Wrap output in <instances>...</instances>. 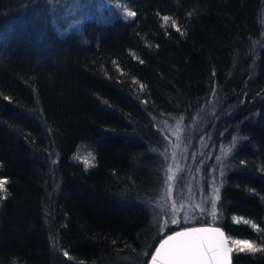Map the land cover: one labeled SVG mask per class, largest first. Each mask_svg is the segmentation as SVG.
<instances>
[{
  "label": "trees",
  "instance_id": "1",
  "mask_svg": "<svg viewBox=\"0 0 264 264\" xmlns=\"http://www.w3.org/2000/svg\"><path fill=\"white\" fill-rule=\"evenodd\" d=\"M80 3L0 0V264H147L205 223L232 264H264L233 244L264 249V0H113L73 22ZM169 123L194 136L195 164L222 162L223 185L215 220L158 234Z\"/></svg>",
  "mask_w": 264,
  "mask_h": 264
},
{
  "label": "rangeland",
  "instance_id": "2",
  "mask_svg": "<svg viewBox=\"0 0 264 264\" xmlns=\"http://www.w3.org/2000/svg\"><path fill=\"white\" fill-rule=\"evenodd\" d=\"M112 5L113 0H82L79 4L80 10L69 11L70 16L75 18L71 21L78 22L79 18L76 16L81 10H84L83 14H80L83 16L89 8L112 11ZM165 133L164 182L152 200L148 201L152 211V225L158 234L165 233L181 222L195 224L194 222L204 215L215 220L220 214L219 199L223 185L222 162L217 168L210 164L204 169L202 163L195 164L194 154L190 156L189 150L195 142L194 136L184 135L177 123H169ZM196 144L202 147L199 141H196ZM95 156V149L89 144H81L74 155L76 160L89 165L87 168L95 166ZM206 160L208 161L207 158ZM173 220L176 223H173Z\"/></svg>",
  "mask_w": 264,
  "mask_h": 264
},
{
  "label": "snow or ice",
  "instance_id": "3",
  "mask_svg": "<svg viewBox=\"0 0 264 264\" xmlns=\"http://www.w3.org/2000/svg\"><path fill=\"white\" fill-rule=\"evenodd\" d=\"M134 16V12H128ZM165 21L168 17L163 18ZM7 178H0V191H5L4 185ZM6 199V197H0ZM235 219V218H234ZM249 224L250 221L241 217L237 222ZM176 223L175 220L172 221ZM257 230V224H251ZM215 232L220 236L219 241L198 236V233ZM234 245L240 246V251L248 250L257 252L264 249L258 248L250 240L233 241ZM232 249L227 247V242L223 238V233L219 229L192 228L185 231L174 232L166 239L162 240L159 247L155 249L151 256V264H230L229 253ZM67 255V253H65Z\"/></svg>",
  "mask_w": 264,
  "mask_h": 264
},
{
  "label": "water",
  "instance_id": "4",
  "mask_svg": "<svg viewBox=\"0 0 264 264\" xmlns=\"http://www.w3.org/2000/svg\"><path fill=\"white\" fill-rule=\"evenodd\" d=\"M192 228H197V229H200V228L219 229L220 232L223 233V238L227 242V247L230 248V249H232L231 248V245H230V242L228 240V236H227L225 230L223 229V227H221L220 225H217V224H209V223H206V224H197V225H192V226H188V227H183V228L177 229V230H175V231H173L171 233H168L167 235H165L164 237H162L159 240V242L157 243L155 249L157 247H159V245H160V243H161L162 240L166 239L169 235H172L174 232L185 231L187 229H192ZM196 235L209 238V239H211L213 241H219L221 239L220 236H219V234L218 233H215V232L198 233ZM155 249H154V251H153L152 254H154ZM228 255H229L230 264H232V262H233L232 261V250H231V252ZM147 264H151V257H150V259H149V261H148Z\"/></svg>",
  "mask_w": 264,
  "mask_h": 264
},
{
  "label": "bare ground",
  "instance_id": "5",
  "mask_svg": "<svg viewBox=\"0 0 264 264\" xmlns=\"http://www.w3.org/2000/svg\"><path fill=\"white\" fill-rule=\"evenodd\" d=\"M80 163L84 166V168L89 169V168L86 167V166H89V165H86V164H84V163L81 162V161H80Z\"/></svg>",
  "mask_w": 264,
  "mask_h": 264
}]
</instances>
